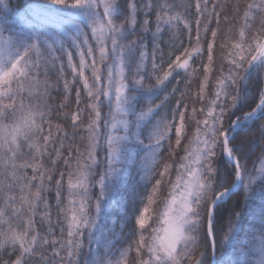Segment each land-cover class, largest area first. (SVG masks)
<instances>
[{
	"label": "snow or ice",
	"instance_id": "snow-or-ice-1",
	"mask_svg": "<svg viewBox=\"0 0 264 264\" xmlns=\"http://www.w3.org/2000/svg\"><path fill=\"white\" fill-rule=\"evenodd\" d=\"M9 4L0 12L19 30L0 29V264H129L132 253V264H264V86L249 87L264 82V0H195L194 12L175 0H42L28 6L34 22ZM181 27L188 44L165 57L157 38ZM194 74L190 105L178 85ZM257 121L249 169L236 140ZM241 191L217 233L218 209ZM128 193L121 223L134 225L110 237L104 208L119 200L127 212Z\"/></svg>",
	"mask_w": 264,
	"mask_h": 264
},
{
	"label": "trees",
	"instance_id": "trees-1",
	"mask_svg": "<svg viewBox=\"0 0 264 264\" xmlns=\"http://www.w3.org/2000/svg\"><path fill=\"white\" fill-rule=\"evenodd\" d=\"M161 2H163V0H161ZM189 2H191L193 4V8H192V12L195 11L194 9V3L195 0H175L176 4H188ZM38 3H42V0H10V4L9 6L11 8H15L17 7V5H19V7L22 9V11L20 12V15H24L26 16V18L28 19L29 22L33 21V17L30 15V13L28 12V6L29 5H35ZM176 11H180L183 12L182 8H177ZM153 21L155 20V16L154 14L150 17ZM187 18L189 20L192 21L193 23V42H194V32H195V27H194V17L189 15L187 16ZM138 19L142 20L143 19V15L141 14L140 17H138ZM214 26V24H213ZM0 29L4 30V35L7 36L9 34L8 29H14V30H19V26L15 24V17L12 18H6L4 17L3 13L0 12ZM152 31H155V26L154 23L152 25ZM140 33L139 31H137L136 34H134V36H129V39H133L135 37H139ZM153 37L152 35L149 33L146 36V42H148L149 44H151ZM159 41H162V48L164 51V55L165 57H167L169 55V53H174V55H178L180 54V52L183 50V48L181 47V41L184 42V45L186 46L188 44V39H187V32L184 31L181 27V29L175 30V29H168L165 28V30L163 31L162 35H160L157 38ZM172 40H175V47H173L172 45ZM219 42V41H218ZM149 51H151V49L149 48ZM216 54H219V50H216ZM173 55V58H174ZM193 68H197L198 64H193L192 65ZM191 71V69H190ZM55 77H53L54 79ZM181 79V83L178 85V87L180 88V90L182 91H186L187 92V98H186V102L189 103L191 105L192 103V95L194 93H196L198 91V87H199V81L202 79V75H198V74H194L192 76H182L180 77ZM191 81L190 85L186 84L187 81ZM149 83H154V80H145V84H149ZM177 86V81L175 79H173L171 81V83L168 84L167 86V92H171L172 88ZM264 86V82H261L260 80H252L250 82V91L252 93H257V90ZM160 98H163L164 95H166V93L162 92L159 94ZM179 98V92L176 93L175 97H170V100L172 102V104H175V99ZM85 99L83 93H82V102H81V107H83V100ZM63 102V95H59L56 96L55 99V103H61ZM156 102H159L158 100ZM148 100L147 98L144 99L143 104L144 106H147ZM68 105L69 107L66 109V111H71L74 110L75 108V89H73L70 97H69V101H68ZM200 105L197 104L196 107H199ZM254 106V105H253ZM250 110L249 106H245L241 112L237 113L238 115H242L243 111H247ZM106 111V109H105ZM227 123V121H226ZM259 121H257L253 127L251 129H249V131L247 133H241L237 136V140L236 143L243 145V147L245 148L246 151L251 149V154L248 157L247 160V167L249 169H251L253 167V163L256 162V167L260 166V163L258 161V157L261 156V152L262 149L261 147L257 146L253 149L252 147V141L256 138L259 137L260 133L257 130L259 127ZM189 135L191 136L192 134L189 133ZM145 143H147V140H145ZM183 152L181 151L180 155H182ZM101 158L103 157V152L100 153ZM178 160V157H177ZM30 171V170H29ZM175 173H173V177H174ZM54 183V182H53ZM134 183V180L132 178H129L128 180V184H129V188L131 187V185ZM98 191V189H93V195H95V193ZM140 191H143V189H140ZM128 190L125 189L124 192H122V195H124L125 193H127ZM52 197L49 196V199H51ZM129 200L128 203V211L125 212L124 210V205L117 200L115 203L106 205L104 208V214H103V218L100 221L103 225L105 230L108 231L109 236L111 237L113 235V233L116 234L117 237H119L121 230L123 233H128L133 225H134V220L129 221L126 225H122L121 223V219L122 216L124 215H128L131 212V203H130V193H128V196L126 197ZM242 198H243V192H238L237 194L233 195L231 197V199H227L226 202H223L220 206V208L217 211V216H216V230L217 233H220L222 230L227 228L228 225V221H229V216L230 214L234 213L235 211H239V202H242ZM53 217L56 216V210L55 208L53 209L52 212ZM234 218V217H233ZM39 219V218H37ZM249 220L247 218H245V220L243 221V224L241 225V231L237 236V239H240V237H242L244 235V229L247 228L248 224H249ZM258 226V225H257ZM57 235H59V231L57 229L56 232ZM220 239L221 236L219 234L216 235V242H217V255H219L220 253ZM127 245V240L125 239H119L116 243V247H121V246H126ZM134 253L131 254L130 260H129V264H132V257H134ZM14 258V257H12ZM3 259L7 260L9 259V257L5 254L3 256Z\"/></svg>",
	"mask_w": 264,
	"mask_h": 264
},
{
	"label": "rangeland",
	"instance_id": "rangeland-1",
	"mask_svg": "<svg viewBox=\"0 0 264 264\" xmlns=\"http://www.w3.org/2000/svg\"><path fill=\"white\" fill-rule=\"evenodd\" d=\"M32 22H34V19H33V21Z\"/></svg>",
	"mask_w": 264,
	"mask_h": 264
}]
</instances>
